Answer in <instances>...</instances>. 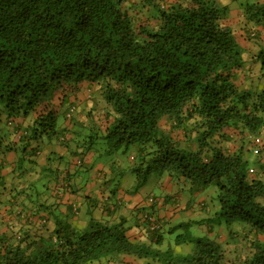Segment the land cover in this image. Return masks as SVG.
Listing matches in <instances>:
<instances>
[{"label":"trees","instance_id":"16d2710c","mask_svg":"<svg viewBox=\"0 0 264 264\" xmlns=\"http://www.w3.org/2000/svg\"><path fill=\"white\" fill-rule=\"evenodd\" d=\"M240 6L247 22L241 36L260 46L264 66V4L245 0ZM228 15L217 0H0V210L6 205L15 218L10 223L0 213V264H129L121 262L128 256L146 264H264V84L237 86L246 52L239 33L224 24ZM84 82L98 88L107 108L77 110L71 98ZM32 113V125L12 141L4 126L17 133L15 119ZM85 113L88 122L81 121ZM43 141L67 154L52 150L40 163ZM132 149L134 195L151 178L178 182L168 206L181 214L179 193L203 194L215 186L216 201L199 205L204 218L163 220V198L153 194L141 209L140 239L128 236L126 220L97 218L99 201L92 197L83 229L71 221L80 214L75 205L64 217L55 215L49 235L41 234V222L20 220L30 208L20 200L23 191L14 196L10 187L27 186L26 178L40 171L25 155L41 167L36 179L48 178L45 192L70 185L76 193L70 168L76 176L87 170L92 179L109 159L101 169L108 197L100 202L111 214L127 172L114 156ZM11 153L19 178L10 170L15 162L7 164ZM91 154L95 163L88 167ZM118 173L111 185L109 175ZM63 177L68 183L60 184ZM51 209V203L38 206L37 214ZM194 227L206 232L195 235ZM180 246L191 252L179 254Z\"/></svg>","mask_w":264,"mask_h":264},{"label":"crops","instance_id":"0c3cea01","mask_svg":"<svg viewBox=\"0 0 264 264\" xmlns=\"http://www.w3.org/2000/svg\"><path fill=\"white\" fill-rule=\"evenodd\" d=\"M260 3L264 4V0H260ZM243 23V13L242 10L237 9L236 7L230 8L229 7V15L228 18L224 21V24L228 27L233 28L237 33H241V35H243L244 33V23ZM242 24V25H241ZM259 30V28H258ZM238 34V35H239ZM264 39V36H263ZM243 40L246 43V40L243 38ZM260 51V49H259ZM259 53V52H258ZM255 55V54H253ZM252 55V58H250L249 56L245 57L246 63L244 65V68L250 73L248 75V73L245 71L243 72H239L237 74V81L236 84L237 86H242V87H246L244 85V83L246 81H250L255 79V77L258 76H264V69L262 66L255 64V58ZM258 55V54H257ZM256 55V56H257ZM248 58V59H247ZM250 59V60H249ZM251 60L253 63H251ZM260 71H262L261 75H260ZM242 80V81H241ZM261 78H258V81H260ZM264 84V81L262 83V85ZM261 85V86H262ZM264 86V85H263ZM79 88V89H78ZM78 91L76 93H74L72 95L71 100L73 101V105H77L78 104V108L77 110L80 112V110L82 109H95V110H101V109H105L107 108V103L102 99L101 95L99 94V90L96 86H94L93 84H89L87 82H84L82 84H80V86L78 87ZM77 89H74L75 91ZM42 110V109H41ZM67 108L65 109L63 107L62 111H66ZM89 110L86 112L88 113ZM84 113V112H83ZM85 114H81V121L84 122H88L89 118L87 117V115ZM35 118V113L30 114L28 116L25 117H19L17 119H15L16 123H17V133H12L13 131L9 129V131L6 130V126H4V132L9 134L10 138L12 139V141L17 142V140L22 136V132L24 131V127H27L29 125H32L33 121ZM80 118V117H79ZM70 122V121H68ZM23 125V128H22ZM13 129V128H12ZM15 130V129H14ZM34 149H36L34 147ZM52 150H57L58 153H60L62 156H65L67 154V151H61V149L56 148L55 145L50 144V142L46 141V143L43 141L41 146H39L38 152H40V157L38 159V161L40 163H44L47 161L48 158V154L50 153V151ZM26 154H28L30 156L31 152H32V148H29L28 150H26ZM16 154L11 153L10 155L7 156V164L10 165L11 163L15 162V157ZM108 159H104V161L101 162V164H99L98 166L95 167L94 169V176L91 179V177L87 178V170L84 172H80L79 175L76 176L77 171L76 168L74 166H72L69 178L70 179V183L71 185H73L75 187V190L77 191L76 193H74V191L72 192L70 189V185H67L66 188H53L51 195L49 192V198L51 199V205H53L56 213L58 216H62L64 217L65 215L68 214V212L70 211L69 206H78L81 209L79 210L80 214L76 217H73L72 215L71 217V221L73 222V225L83 229L85 227L88 226L89 224V215H88V209L91 207V202L90 200H88V197H92V199H94V201L97 202L96 197L100 198L99 202H98V207L96 206L94 209V213L96 215L97 218H101L104 220H108L111 222H119L120 220H126L127 221V227H130V230L128 231V236L134 240V238L140 239L141 234L139 232V229L137 228L138 224H139V218L142 215V208L147 206V198L149 195H153V194H149L148 196H146V193L144 192H139L137 194H130V192L127 193V191L125 190V187H122L120 189V193L117 199H113L111 200V209H114L116 206L115 211H113V213H109V212H104L103 208H102V204L100 202L107 199L108 197V193L107 191L103 192V185H105L106 183L103 181V179H101L104 176H101V174H103L104 172L101 170L103 169L102 167H104V162L106 163ZM95 163V156L93 154L89 155L87 158L86 163L88 164V167H91L89 165H91L92 163ZM6 164V166H7ZM107 166V165H106ZM105 166V167H106ZM5 172H7V170H4ZM39 172V173H38ZM37 173L40 175V171H38ZM98 172V174L96 173ZM102 172V173H101ZM9 176V175H8ZM17 177L20 176V173H16ZM63 176V175H62ZM95 178V179H94ZM13 179L9 176L8 181H12ZM62 182H60V184L63 183H68V181H65L64 177L61 178ZM163 183V190L165 192V194L163 195V199L161 202V204H163L161 206V209L159 210V216L160 218H162L163 220L166 221H182V220H187L193 217H196L199 215V211L201 210L199 208L200 203L202 202H207L205 196H203V194H191L190 197H183L184 200H188L187 204L182 202L183 204V213L178 214L175 213L173 209L169 208V203H171V200L169 199V196L178 193L180 191V183L175 182V184L173 182H170V180H167L162 182ZM25 185H20L15 187L14 185H12V187L14 188L13 190L16 191L17 188H20L19 191H23V194L20 195V200L25 202V199L28 197H36L38 199L41 200V198L39 197V194L37 191L35 190H31L29 188H25L26 183H24ZM127 186V184H126ZM13 191V192H14ZM185 192H189L188 189H186L184 192L179 193V196H181V194L185 193ZM19 193V192H18ZM80 193L82 195H80ZM187 196V195H186ZM82 197V198H81ZM10 199V198H9ZM31 203L33 202L31 198L28 199ZM116 202V204H115ZM93 204V203H92ZM198 205V206H197ZM201 206V205H200ZM33 211L32 214L31 213H25L23 212L22 216H20V220H23V224H30V225H34L35 223H42L43 225H47L48 223L53 224V218L51 216V214L49 212H40L37 214L36 209H32ZM35 210V211H34ZM186 210V211H185ZM19 212L18 209H15V214ZM0 213L5 215L6 218L10 221V223L12 221H15L14 217H11V214H13L11 212V210L9 209V207H7L6 205H2L1 206V210ZM72 213V212H70ZM37 214V215H35ZM70 215V214H69ZM122 263H129V264H146L145 261H136L134 259V257L128 256V257H124L121 261ZM118 264V263H116Z\"/></svg>","mask_w":264,"mask_h":264},{"label":"rangeland","instance_id":"374dc122","mask_svg":"<svg viewBox=\"0 0 264 264\" xmlns=\"http://www.w3.org/2000/svg\"><path fill=\"white\" fill-rule=\"evenodd\" d=\"M126 1V0H125ZM245 0H217V2H219V4L221 5V6H228V7H230V8H233V7H236L237 9H239V7H240V9L242 10V8H241V3L242 2H244ZM177 2V0H161V3H163V4H167V5H169V3H176ZM124 7V9H125V6H123ZM245 21V18H243V23L244 24H246L247 22H244ZM141 22L143 23V24H148V23H150L151 22V19H149V18H145V19H143L142 18V20H141ZM242 23V24H243ZM241 24V25H242ZM243 24V25H244ZM239 36H240V46L242 47V48H244L245 49V52H246V56H249L250 55V58H252V55L253 54H255V55H253L254 56V58H255V64H257V65H260V66H262L263 67V69H264V66H263V64H262V62L257 58L258 56H256L257 54H258V52H259V49H260V46H258L256 43H254V42H248V41H246V43H245V41L243 40V38H242V36H241V33L239 34ZM248 59V58H247ZM250 60V59H249ZM246 63V62H245ZM251 63H253L252 62V60H251ZM246 69L244 68V66L241 68V69H239L238 71H237V73H239L240 71L241 72H243V71H245ZM246 72L248 73V75L250 74L247 70H246ZM259 72H260V75H261V73H262V71H260L259 70ZM258 78H261V80L260 81H258ZM242 81V80H241ZM263 81H264V76H258V77H255V79H253V80H250V81H246L245 83H244V85L247 87V88H250V89H258V88H260L261 87V85H262V83H263ZM0 111H1V108H0ZM62 119H63V116H62ZM8 128L9 129H11V130H14V129H12L11 127H9L8 126ZM5 129V128H4ZM12 133H14V132H12ZM46 143V142H45ZM133 149L132 150H130L129 152H127L126 154H123V153H119V154H117L116 156H114V159H118L119 160V162H120V164L118 163V162H116L118 165H120V167L122 168V167H124V168H126V170H127V172L126 173H124V177H123V181L122 182H119V179H117V178H119L120 177V173H118V174H112V175H109V178L108 179H115L114 180V183H112L111 185H113V184H116V182H119L120 184H119V187H125V190L126 191H128V192H132V194L134 193V183H135V181H136V176H135V174L134 173H132L128 168H129V165H130V163H131V161H132V159H133V155H134V153H133ZM25 157V159H27V160H30V165H32L33 167H34V170H40L41 171V167H38L37 166V168L35 167V164H32L31 163V161H35V159L34 158H29V157H27L26 155L24 156ZM105 159H107L106 157H105ZM116 159V160H117ZM25 162H23V164H24ZM105 163V162H104ZM109 159L106 161V164H108L109 165ZM19 163L18 164H16V162L15 163H13V164H11L10 165V170L11 171H13L12 172V175H14V174H16V172L18 171V173H19V171H21L18 167H19ZM123 169V168H122ZM38 171H36L34 174H33V176H31V177H34L31 181H34L36 184L34 185V186H32V190L34 189V188H37V186H39L40 188H45V184L48 182V178H45L44 180L43 179H41V180H38V179H36V178H39V172L37 173ZM31 177H27L26 179H28L27 181H28V183H27V187H25V188H28V185H29V183H30V179L29 178H31ZM19 178V177H18ZM17 178V179H18ZM104 181V180H103ZM20 181L19 180H15V183L16 184H18ZM163 180L162 179H155V178H151L149 181H148V184L146 185V187H144L143 189H141V192H144V193H146V196H148L149 194H155L156 195V197H158L159 199H161L162 197H163V195L165 194V192H164V190H163ZM166 182H167V180H166ZM126 184H127V186H126ZM109 186H110V184H109ZM13 187L11 186L10 187V190L11 191H13ZM19 189L20 188H17V190L16 191H14L13 192V195L15 196L18 192H20L19 191ZM46 189V188H45ZM49 192H50V195H51V192H52V190H49L48 192H45L44 191V189L42 190V191H40L39 189H38V194H39V197L41 198V200L40 199H38V198H36V197H28V198H26L25 199V204H28L29 205V208H30V211L28 212L27 211V213H31L32 214V212H31V209L32 208H34V209H36V212H37V208H38V206L40 207L41 205L42 206H50V203H51V199L49 198ZM182 195L186 198V197H190L191 196V194H190V192H185L184 194L182 193L181 194V196H180V198H182V202H184V203H186L187 204V201L188 200H184L183 199V197H182ZM187 195V196H186ZM203 196H205V198L208 200V202H209V204H212V203H214L213 201H216V199H217V196H218V190H217V188L215 187V186H210L204 193H203ZM29 198H31L32 199V203L28 200ZM99 199L100 198H98V197H96V200L97 201H99ZM198 206V205H197ZM53 209V208H52ZM51 209V211H50V214H51V216H52V218H53V224H50V223H48L47 225H45L43 228H42V230H40V232H41V234L44 232V235H49V234H51L53 231H54V229H53V227H54V222L56 221V219H57V217H55V215H57V213H56V211H54V210H52ZM213 208H211V207H209V217H211L212 216V212H213ZM214 216H212V218H213ZM200 218H204V215L203 214H200V215H198V216H196V217H193V219L194 220H202V219H200ZM207 223H209V222H207ZM208 226H210L209 224H208ZM216 228L217 226L215 225V224H213L212 225V228ZM241 228V227H240ZM207 230V229H206ZM208 231V230H207ZM39 232V233H40ZM203 232H206L205 230H200V228H198V227H194V229L192 230V233H194L195 235H201ZM181 232H179V233H177L176 235H174L172 238L174 239L178 234H180ZM175 249H177V252L179 253V254H184V255H186V254H188V253H190L191 252V248L189 247V246H180V247H178V248H176L175 247ZM147 263V262H146Z\"/></svg>","mask_w":264,"mask_h":264},{"label":"built area","instance_id":"2783aa9c","mask_svg":"<svg viewBox=\"0 0 264 264\" xmlns=\"http://www.w3.org/2000/svg\"><path fill=\"white\" fill-rule=\"evenodd\" d=\"M257 141H259V140H257ZM258 150H256L255 152H257Z\"/></svg>","mask_w":264,"mask_h":264}]
</instances>
